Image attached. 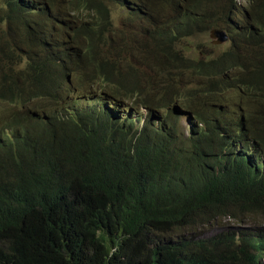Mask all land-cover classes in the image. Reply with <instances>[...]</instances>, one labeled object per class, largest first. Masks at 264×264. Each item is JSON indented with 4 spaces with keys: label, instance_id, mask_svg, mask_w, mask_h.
<instances>
[{
    "label": "trees",
    "instance_id": "1",
    "mask_svg": "<svg viewBox=\"0 0 264 264\" xmlns=\"http://www.w3.org/2000/svg\"><path fill=\"white\" fill-rule=\"evenodd\" d=\"M246 2L0 0V264H264ZM212 28L224 49L184 46Z\"/></svg>",
    "mask_w": 264,
    "mask_h": 264
},
{
    "label": "rangeland",
    "instance_id": "2",
    "mask_svg": "<svg viewBox=\"0 0 264 264\" xmlns=\"http://www.w3.org/2000/svg\"><path fill=\"white\" fill-rule=\"evenodd\" d=\"M213 39L216 40L215 37H213ZM213 39L210 37L209 32H207V33H204V34H202L200 36L190 38L184 44V46L187 47L188 49H191L192 47H198V46H196L197 44L201 45L202 43H204V44H206V46H204L206 48L207 46L213 45V43H212ZM216 44H218L219 46L218 47L215 46L214 50H216V48H218L219 50L220 49H224L227 46L226 42L216 43ZM200 49H202V47L197 49L198 50V55H201V52L199 51ZM199 80H201V78ZM142 111H144V109H139V112H142ZM224 221H226V220H224ZM227 222H229L231 224L230 226L234 227V228H228L226 225H217L216 228L211 229V231L206 233L205 236H211V235H213L215 233H219V232L226 234L228 232V230H234V229L238 228L237 226H240L239 224H234L233 225V223L231 221H227ZM197 231H198V233H200L201 232V228H198ZM185 235L188 236L190 234L189 233H185ZM229 249L236 254L235 249H233V247H229ZM218 263L219 264H235L234 260L231 258V254L229 252L228 253H223V255L220 254V258L218 260Z\"/></svg>",
    "mask_w": 264,
    "mask_h": 264
},
{
    "label": "water",
    "instance_id": "3",
    "mask_svg": "<svg viewBox=\"0 0 264 264\" xmlns=\"http://www.w3.org/2000/svg\"><path fill=\"white\" fill-rule=\"evenodd\" d=\"M210 36L215 37L216 40H214V43H221L222 41L227 39V34L225 31L222 30H211Z\"/></svg>",
    "mask_w": 264,
    "mask_h": 264
},
{
    "label": "clouds",
    "instance_id": "4",
    "mask_svg": "<svg viewBox=\"0 0 264 264\" xmlns=\"http://www.w3.org/2000/svg\"><path fill=\"white\" fill-rule=\"evenodd\" d=\"M237 1H239V2H242L244 5H247V2H246V0H237ZM211 30H222V31H225V30H223V29H217V28H212V29H210V30H208V32H209V34H210V31ZM226 32V34H227V39L226 40H224V41H222V42H226L227 43V45H228V42H229V34H228V32L227 31H225ZM212 39H213V37L212 36H210ZM215 39H213L212 40V43H213V45L214 46H219L218 44H216V43H214L213 41H214ZM221 42V43H222ZM34 101H36V100H34ZM22 108V104H21V107H20V109ZM141 109V108H140ZM141 113V112H140Z\"/></svg>",
    "mask_w": 264,
    "mask_h": 264
}]
</instances>
